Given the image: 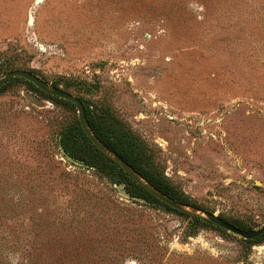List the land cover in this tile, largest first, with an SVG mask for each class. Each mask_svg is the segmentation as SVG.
<instances>
[{
  "label": "rangeland",
  "instance_id": "rangeland-1",
  "mask_svg": "<svg viewBox=\"0 0 264 264\" xmlns=\"http://www.w3.org/2000/svg\"><path fill=\"white\" fill-rule=\"evenodd\" d=\"M13 70L142 141L180 199L264 225V0H0V77ZM78 123L24 79L0 88V264H264V235L73 164L61 136Z\"/></svg>",
  "mask_w": 264,
  "mask_h": 264
},
{
  "label": "trees",
  "instance_id": "trees-1",
  "mask_svg": "<svg viewBox=\"0 0 264 264\" xmlns=\"http://www.w3.org/2000/svg\"><path fill=\"white\" fill-rule=\"evenodd\" d=\"M29 84L37 88L34 84L30 82ZM50 97H54V96H50ZM88 120L93 130L97 134V136L105 144H107L114 151H116L121 157H123L127 162H129L134 168H136L152 184H154L161 191L172 196L173 198L180 200L182 202H186L180 199L176 194H174V192L169 190L168 186L163 182V180L154 174L153 172L154 165L152 164V158L150 156V152L148 150V147L142 141H140L138 138H136L135 136H133L123 128H118L117 126L110 127L109 129L111 130L104 128L103 118H101L99 115L88 114ZM61 138H62L61 145L64 150V155L73 164H82L85 167L95 168L102 171L103 173L106 172L114 176L117 182L124 183L127 192L132 197H142L148 200L160 202V200L152 196L144 188H142L139 184H137L117 164H115L112 160H110L104 154H102L88 139L80 123H78L76 127L64 130L62 132ZM163 205L172 210H175L164 203ZM192 218L196 220H202L196 217H192ZM234 225L241 229H245V227L240 226L238 224H234Z\"/></svg>",
  "mask_w": 264,
  "mask_h": 264
},
{
  "label": "water",
  "instance_id": "water-1",
  "mask_svg": "<svg viewBox=\"0 0 264 264\" xmlns=\"http://www.w3.org/2000/svg\"><path fill=\"white\" fill-rule=\"evenodd\" d=\"M13 78H22L32 84H34L42 92L54 96L60 99L69 101L75 105L78 110V118L80 125L92 142V144L107 158L112 160L117 164L121 169H123L137 184L144 188L152 196L163 202L164 204L170 206L171 208L186 214L191 217H196L207 222H210L230 233H233L245 240H254L259 238L264 234V225L260 226L257 229L245 230L241 229L230 222L226 221L222 217L218 216L215 213L209 212L203 208L197 207L195 205L179 201L172 196L166 194L152 184L146 177H144L136 168H134L129 162H127L123 157H121L116 151L111 147L105 144L95 133L92 126L89 123L87 118L86 109L84 103L78 97L70 94L67 91L62 90L49 84L46 81L39 78L37 75L24 70H13L0 77V88L5 85L8 81ZM121 194L127 198H131L130 194L126 192L124 186H119Z\"/></svg>",
  "mask_w": 264,
  "mask_h": 264
},
{
  "label": "bare ground",
  "instance_id": "bare-ground-1",
  "mask_svg": "<svg viewBox=\"0 0 264 264\" xmlns=\"http://www.w3.org/2000/svg\"><path fill=\"white\" fill-rule=\"evenodd\" d=\"M34 103H37L38 101H36L35 99L33 100Z\"/></svg>",
  "mask_w": 264,
  "mask_h": 264
}]
</instances>
